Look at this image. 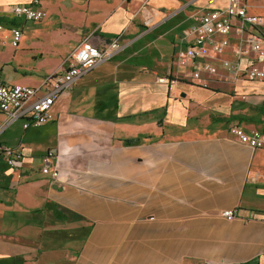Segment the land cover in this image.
Returning a JSON list of instances; mask_svg holds the SVG:
<instances>
[{
    "label": "crops",
    "instance_id": "1",
    "mask_svg": "<svg viewBox=\"0 0 264 264\" xmlns=\"http://www.w3.org/2000/svg\"><path fill=\"white\" fill-rule=\"evenodd\" d=\"M38 1L44 16L33 22L9 12L32 0H0L1 83L40 86L67 69L89 34L97 47L116 39L120 47L61 95L48 124L23 128L0 113V145L24 155L19 179L0 159V264H264V145L254 149L228 133L239 125L264 134V119L228 125L223 114L233 88L250 84L225 70L240 34H232L223 61L210 50L217 75L203 74L208 87L178 63L194 44L192 17L228 0ZM255 4L264 9V0ZM149 15L157 24L146 30ZM178 78L182 90L172 85ZM136 87L146 93L144 108L130 116ZM129 132L143 142L139 175L126 179ZM50 150L59 166L80 174L58 182L41 174ZM225 210H235L234 219L225 220Z\"/></svg>",
    "mask_w": 264,
    "mask_h": 264
},
{
    "label": "built area",
    "instance_id": "2",
    "mask_svg": "<svg viewBox=\"0 0 264 264\" xmlns=\"http://www.w3.org/2000/svg\"><path fill=\"white\" fill-rule=\"evenodd\" d=\"M246 3V0H228L221 9L206 8L192 17L194 44L178 56V63L180 66H192V79L196 84L209 86L210 78L203 74L206 73L209 77L217 75L215 65L209 62L210 50L215 55L214 60H220L225 50L230 47L235 31L240 35L235 47V59L225 62L228 77L233 82L264 84V63H259L264 59V17L248 13ZM9 12L17 18L33 22L40 21L44 16L38 0H32L27 5H12ZM142 24L146 30H151L157 24L155 15L145 16ZM11 34L10 45L16 48L20 43L21 32L16 27L12 28ZM90 38V34L86 35L71 52V61L65 71L47 75L36 88L0 82V113L7 115L10 123L23 121V128H39L52 121V111L61 95L68 93L78 78L114 56L120 47L118 39L97 47ZM252 55L256 60L245 66V59ZM158 81L169 83L166 78H159ZM228 133L254 149L264 145V134L260 131L245 132L239 125H233L229 127ZM23 156L17 149L0 145V159L16 173L18 179L21 177L19 171ZM57 157V152L50 150L41 158V174L56 182L68 181L71 176L80 174L77 170L59 166ZM234 211L225 210L221 212V216L231 221L235 217Z\"/></svg>",
    "mask_w": 264,
    "mask_h": 264
},
{
    "label": "rangeland",
    "instance_id": "3",
    "mask_svg": "<svg viewBox=\"0 0 264 264\" xmlns=\"http://www.w3.org/2000/svg\"><path fill=\"white\" fill-rule=\"evenodd\" d=\"M257 0L251 1V3H248L249 10H253L256 13H262L264 14V9H256V3ZM3 28H5V25H3ZM49 58V57H48ZM108 64V63H107ZM221 72H224V70H221ZM183 81L182 79H177L176 81L172 82L173 87H178V82ZM208 87V86H207ZM220 91L224 93H230L228 88L218 87ZM178 90H182V86H179ZM153 92V91H152ZM249 95L250 97L247 99H244L242 95ZM146 95L145 91L142 88H132V95H131V111L130 116L133 114V112L138 111V108H144L142 105V102L144 100V96ZM233 101L232 105L225 109L223 114H229L227 117V124L231 123H243L246 122H261L262 119H264V84H256V83H250L248 85H241L240 89L233 88L232 91ZM135 102L139 105H135ZM144 104V102H143ZM53 112V111H52ZM142 113H138V115L141 116ZM137 118H141V117ZM190 124V123H189ZM198 124V123H197ZM136 138L129 132V139ZM138 143L134 145L128 146V160H127V176L128 178H137L139 175V169L138 165L140 163V144H142V138L140 135L137 136ZM123 144L126 145V142L123 141ZM60 157L59 161L63 163L62 161L66 157V146H62L59 151ZM97 156V154H96ZM92 158V157H91ZM131 163L135 164V166H130ZM93 174L96 175L97 170H90ZM99 175V174H98Z\"/></svg>",
    "mask_w": 264,
    "mask_h": 264
},
{
    "label": "trees",
    "instance_id": "4",
    "mask_svg": "<svg viewBox=\"0 0 264 264\" xmlns=\"http://www.w3.org/2000/svg\"><path fill=\"white\" fill-rule=\"evenodd\" d=\"M126 146L134 145L138 143V138H131L129 140H125Z\"/></svg>",
    "mask_w": 264,
    "mask_h": 264
}]
</instances>
